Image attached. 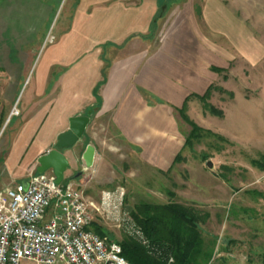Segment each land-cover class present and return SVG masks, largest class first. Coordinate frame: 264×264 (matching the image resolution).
Wrapping results in <instances>:
<instances>
[{"label":"crops","instance_id":"0c3cea01","mask_svg":"<svg viewBox=\"0 0 264 264\" xmlns=\"http://www.w3.org/2000/svg\"><path fill=\"white\" fill-rule=\"evenodd\" d=\"M171 1L153 25L157 0H0V76L8 77L0 101L9 99L10 110L11 86L34 79L13 146L1 155L0 189L26 183L77 115L90 120L64 150L65 179L87 196L114 181L103 170L118 149H139L140 160L168 170L185 147L179 109L219 80L212 66L239 81L249 71L264 76V0Z\"/></svg>","mask_w":264,"mask_h":264},{"label":"rangeland","instance_id":"374dc122","mask_svg":"<svg viewBox=\"0 0 264 264\" xmlns=\"http://www.w3.org/2000/svg\"><path fill=\"white\" fill-rule=\"evenodd\" d=\"M219 41L223 40L219 38ZM218 76L206 103L222 109L224 116L213 115L204 101L191 96L186 112L202 129L196 132L199 136L183 148L170 169H155L140 160L139 149L119 146L126 152L118 149L112 153L111 167L103 170L108 179L114 178V181L102 189L100 195H90L99 200L104 190L122 187L125 192L123 211L131 217V211L144 202L176 201L192 205L202 217L204 250L212 254L211 259L203 263L264 264V76L262 72L252 71L240 81L238 76L229 77L224 71ZM31 78L24 76L20 86L12 85L9 89L10 93L18 89L10 110L7 109L9 99L0 101V112L3 111L0 114V161L16 138L20 102L33 88ZM2 79L8 80V77L0 76ZM8 111L10 114L5 116ZM179 120L187 137L191 126L183 118ZM208 161L213 164L211 168ZM26 162L24 159L22 166ZM33 173L38 170L30 174ZM15 182L11 180L7 186ZM94 222L114 241L130 236L126 225L119 226L103 214H97Z\"/></svg>","mask_w":264,"mask_h":264},{"label":"built area","instance_id":"2783aa9c","mask_svg":"<svg viewBox=\"0 0 264 264\" xmlns=\"http://www.w3.org/2000/svg\"><path fill=\"white\" fill-rule=\"evenodd\" d=\"M124 194L116 187L96 200L73 179L58 183L53 170L1 188L0 264H133L118 241L90 229L97 214H103L150 246L133 217L123 211ZM168 264H174L173 257Z\"/></svg>","mask_w":264,"mask_h":264},{"label":"trees","instance_id":"16d2710c","mask_svg":"<svg viewBox=\"0 0 264 264\" xmlns=\"http://www.w3.org/2000/svg\"><path fill=\"white\" fill-rule=\"evenodd\" d=\"M167 9L168 0L159 5L153 25L165 15ZM212 69L219 73L223 71V68L218 66H212ZM213 88L214 86L211 85L205 94L192 96H196L206 103L212 95ZM189 98L190 96L179 109L181 117L191 126L185 146L191 144L193 138L199 136L196 132L202 129L200 125L190 119L186 112ZM206 109L213 115L224 116V111L212 104H207ZM179 157L180 153L175 161ZM131 212L137 226L150 244V246H146L133 236L124 237L119 242L122 246L123 256L133 264H168L169 257H173L174 264H206L211 259L212 254H207L204 250V238L200 226L202 217L194 206L176 201L144 202L137 205ZM90 229L102 237H107L105 230L95 222L92 223Z\"/></svg>","mask_w":264,"mask_h":264},{"label":"water","instance_id":"95a60500","mask_svg":"<svg viewBox=\"0 0 264 264\" xmlns=\"http://www.w3.org/2000/svg\"><path fill=\"white\" fill-rule=\"evenodd\" d=\"M167 0H157L162 5ZM90 118L86 115L72 116L69 120V128L58 136L55 148L39 157L38 173L53 170L57 176V182L61 183L65 179V171L70 167L71 162L64 153L65 149L73 148L85 135ZM96 149L89 144L83 153V159L88 168L92 167L95 160ZM211 168V161L207 162Z\"/></svg>","mask_w":264,"mask_h":264}]
</instances>
